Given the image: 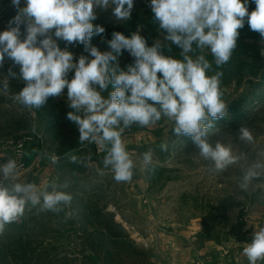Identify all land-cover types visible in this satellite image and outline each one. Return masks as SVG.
<instances>
[{
  "label": "clouds",
  "instance_id": "obj_1",
  "mask_svg": "<svg viewBox=\"0 0 264 264\" xmlns=\"http://www.w3.org/2000/svg\"><path fill=\"white\" fill-rule=\"evenodd\" d=\"M11 3L16 14L0 32V67L7 56L19 66V75L9 68L3 91L8 93L10 79L23 81L25 86L11 98L27 110H38L50 97H64L66 89L67 119L78 129V142L95 144L106 153L102 164L115 182H130L136 167L122 139L125 130L134 125L153 127L162 119L170 122L175 135L190 137L199 156L215 172L247 159V166L241 165L238 184L242 193L248 192L253 181L264 179V149L253 147L257 154L250 161L243 152L234 153L231 145L212 139L219 129L214 122L227 115L220 69L231 60L245 23L264 40V0H150L152 22L164 33L163 39L149 46L139 31L130 36L114 31L105 41L109 51L91 44L94 35L106 31L92 23L97 10L111 9L116 20L129 21L134 0ZM250 3L255 4L252 11ZM58 41L82 44L91 59L84 55L76 59ZM173 45L180 49L179 59L165 54ZM125 51L132 63L121 69L118 56ZM70 72H74L71 79ZM110 85L114 90L109 91ZM31 130L36 131L35 125ZM238 138L246 145L255 144L249 127L241 126ZM160 148L167 151V144ZM153 157L152 149L142 154L145 170L153 165ZM47 158L52 164L59 160L52 154ZM71 162L90 167L91 157L72 156ZM19 168L11 158L0 164V234L19 221L29 205L38 212L59 214L73 199L62 190L67 185L41 188L35 182H20ZM243 255L248 264H264V227L255 228Z\"/></svg>",
  "mask_w": 264,
  "mask_h": 264
},
{
  "label": "rangeland",
  "instance_id": "obj_2",
  "mask_svg": "<svg viewBox=\"0 0 264 264\" xmlns=\"http://www.w3.org/2000/svg\"><path fill=\"white\" fill-rule=\"evenodd\" d=\"M1 2L12 4L11 0H0ZM149 2L150 0H134L132 12L144 18L151 17ZM108 11L111 14L109 22L120 23L112 16L111 9ZM107 29L105 28L104 34L94 35L91 39V44L98 47L100 51L110 50L105 42L111 39ZM137 31L147 39L149 46L155 39L162 40L164 36L159 28L153 32L155 35L145 34L139 28L135 32ZM239 38L243 39L239 42L248 41L243 31H240ZM65 44L66 42H63L59 46ZM244 44L248 49L250 45L256 49L254 50L258 55L257 60L253 70H250L251 75L241 76L240 72L233 70L235 67L231 62L220 69L224 73L221 84L223 100L227 104L245 91L256 94V99L249 105L252 107L249 111L227 115L222 118V124V121H218L215 125L219 129L212 139L231 145L234 153L243 152L251 161L257 154L253 147L257 150L264 149V86L256 89L250 83V79H257L253 73L264 74V55L261 54L264 53V40L261 41L258 34L255 39L252 38L249 45L248 42ZM71 49L76 59L81 55L89 56L82 44H73ZM179 51L180 49L176 48L173 53L166 55L179 59ZM166 52L168 53L165 49ZM204 55L212 61L213 58L207 50ZM245 56L248 57L249 65V62L253 61L249 59L251 52H247ZM89 59H91L90 56ZM118 63L120 68L124 69L127 64L132 63V58L125 51L118 56ZM6 66L13 68V71L15 69L16 73L19 71V66L13 64L7 56L3 64V67ZM68 75L71 79L73 72ZM112 90L114 89L110 85L109 91ZM66 91L65 89L64 97H50L44 105L45 109H48V103H53L57 111L68 108ZM4 93L0 84V95ZM6 95L8 99H0V164L6 163L7 159L11 158L15 159L19 165L20 161L16 156L14 145L17 141L24 139L26 149L22 160L24 165L19 168V181L35 182L41 188L50 184L60 186L55 180L59 176L58 166L62 163L60 164L59 160L58 163L52 164L47 155H56L60 159L64 152L81 148L80 152H75L72 156L78 158L90 156L91 166L83 167L74 164L69 167L67 164L72 163L70 158L69 162L64 163L70 170L66 172L68 177L73 179V185L75 182L76 185H83L86 195L94 193L97 204L103 207L102 212L113 213L114 219L123 225L134 241V244L120 243L119 247H111L108 241L102 240L96 233L95 229H101L98 225H81L78 210L73 209L75 204L71 201V204L65 207L67 211L62 215L64 219H70V222L64 224L61 213H52L51 233L40 237V243L35 244L38 251L44 250L49 264H107L106 252L108 264H169V254L164 249L163 238L159 235V231L170 229L171 234H174L177 229L187 226L194 220L205 221L211 229L218 226L219 221L224 222L222 225L227 227L229 222L234 220L238 226L247 213L264 212V179L253 181L247 193H242L238 188L241 165L246 167L249 163L247 159L240 161L238 165L230 166L226 171L215 172L199 156L191 138L175 135L169 129L171 125L166 119H162L153 127L140 128L134 125L125 130L122 139L136 162V167L130 182L117 183L112 178V173L103 167L102 160L106 153H97L96 150L95 153L94 144H80L79 132L73 122L69 120L66 126L59 129L54 123L48 124V120L41 117L37 110H27L13 101L12 94ZM22 110L29 112L31 125L22 131L23 136L20 139L14 141L9 135L15 131L13 128H5V116L10 111ZM32 125H35V132L31 130ZM241 126L250 128L255 138L253 146L239 140L238 131ZM164 143L167 144L165 158L161 159L154 155L153 165L145 170L142 165L144 152L134 147L144 144L160 146ZM261 159H264V155ZM80 185L72 190L67 189V192L81 193L83 190ZM100 242L102 244L98 245L97 254L92 250L90 243L99 244Z\"/></svg>",
  "mask_w": 264,
  "mask_h": 264
},
{
  "label": "trees",
  "instance_id": "obj_3",
  "mask_svg": "<svg viewBox=\"0 0 264 264\" xmlns=\"http://www.w3.org/2000/svg\"><path fill=\"white\" fill-rule=\"evenodd\" d=\"M255 9V4H249V11ZM16 14V10L12 4H8L5 2L0 3V32L4 31L7 27L8 21ZM109 15V18H107ZM110 12L107 10H97V19L92 21L94 25H100L107 29V33L109 36L114 31H119L123 33L125 36H130L133 32L139 28L145 34H153L155 35L157 28L159 26L152 22V18H144L140 16L138 13L131 14V19L129 21H120V23L109 22L110 20ZM107 18V19H106ZM144 18V19H143ZM246 33L248 37V45L252 38H256L258 33L250 31L249 26L245 23V26L240 30ZM21 32L24 33V26H21ZM23 38V35L22 37ZM243 39H238L237 48L233 52L232 58L229 62L233 63L232 65L235 67L233 70H237V72L241 74V76L251 75L252 68L255 65V61L257 60V52L256 49L250 45V49L245 46L246 42H239ZM64 41H58V44H62ZM62 46V45H60ZM67 46L68 50L71 51L72 45H63L62 48ZM175 47H172L171 52H166L165 54H171L175 50ZM255 49V50H254ZM248 50V51H247ZM247 52H251V57L249 59H253V61L247 64V58L245 54ZM255 59V60H254ZM250 68V69H249ZM13 70V68H11ZM9 67H0V84L3 85V81L6 79L8 74ZM15 71V69H14ZM19 73V71L17 72ZM70 74V73H69ZM254 77L257 79H250V83L256 89H260L261 86H264V74L263 73H253ZM74 75V72H73ZM69 77V75H68ZM25 86L24 82L18 79H10L9 80V91L8 93L15 94L20 91ZM5 94V95H4ZM0 95L1 100L8 99L7 93ZM256 99V94H249L246 91L243 92L239 97L227 103V115H233L235 113L240 114V112H247L252 109L251 102ZM248 106V107H247ZM48 109H45L43 105L40 109L37 110L39 115L43 117L45 120H48V124L52 125L54 123L55 127L62 128L64 125L68 124L67 113L70 111L69 108H62L57 111V108L53 103H48ZM246 107V108H245ZM42 109H44L42 111ZM226 115V116H227ZM30 114L26 110L22 111H10L5 117V128H13L15 132L10 133L12 140L16 141L20 139L23 134L22 131L27 129L31 125ZM49 118V119H48ZM218 121H222V118L215 121L214 123H218ZM220 123V122H219ZM223 121L221 122V124ZM225 124V123H224ZM185 136V135H183ZM139 151L146 152L149 149H152L154 155L164 159L165 151H161L160 146L144 144L135 146ZM81 148H76L72 152H64L63 155L60 156V164L58 167L59 176L56 178V183H58L61 187L67 185L66 188L62 190L67 192V189H74L75 186L80 185L76 182L72 184V178L68 177L66 168L67 166L72 167L74 164L69 163L65 166L64 163L69 162L71 156L75 152H80ZM94 149V147H93ZM79 150V151H78ZM95 152V149H94ZM96 153V152H95ZM58 160V161H59ZM70 171V170H69ZM82 188L81 193L71 192L73 197L72 202L73 209L78 210L77 214L81 221V225L93 224L95 226H99L101 229H95L96 233L100 236L102 240L108 241L111 247H119L120 243H131L134 244V241L130 238V234L123 225L117 222L114 219L113 213L102 212L103 207H100L96 201L97 197L94 193L85 194L84 186L80 185ZM69 193V192H67ZM67 211V208H64V211L60 212V216L63 218L64 212ZM51 212H38L37 208H33L30 205L26 207L24 215L20 218L18 222L9 224L6 226L3 234H0V264H48L50 263L46 255L44 254V250L38 251V247L35 244L40 243V237L46 236L50 234L52 229H50L51 225ZM64 219V218H63ZM70 222V219L65 218L64 224ZM99 238V241L101 240ZM35 242V243H34ZM99 244L90 243L92 250L98 254L97 247ZM46 250V248H45ZM105 262L108 264V256L107 252L105 254Z\"/></svg>",
  "mask_w": 264,
  "mask_h": 264
},
{
  "label": "crops",
  "instance_id": "obj_4",
  "mask_svg": "<svg viewBox=\"0 0 264 264\" xmlns=\"http://www.w3.org/2000/svg\"><path fill=\"white\" fill-rule=\"evenodd\" d=\"M235 222L232 220L224 227V222L219 221L211 229L205 221L194 220L174 234L170 229L159 231L169 264H247L243 248L251 242L255 228L264 227V212L251 211L240 220V225Z\"/></svg>",
  "mask_w": 264,
  "mask_h": 264
},
{
  "label": "built area",
  "instance_id": "obj_5",
  "mask_svg": "<svg viewBox=\"0 0 264 264\" xmlns=\"http://www.w3.org/2000/svg\"><path fill=\"white\" fill-rule=\"evenodd\" d=\"M25 149H26V146H25V140L24 139L17 141L14 145V150H15L16 156H17L18 160L20 161L19 166L24 165L22 160L25 157ZM94 149L96 150L97 153L103 152V151L98 150V147L95 144H94ZM210 264H219V263L211 262ZM247 264H248V262H247Z\"/></svg>",
  "mask_w": 264,
  "mask_h": 264
}]
</instances>
